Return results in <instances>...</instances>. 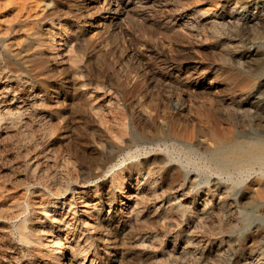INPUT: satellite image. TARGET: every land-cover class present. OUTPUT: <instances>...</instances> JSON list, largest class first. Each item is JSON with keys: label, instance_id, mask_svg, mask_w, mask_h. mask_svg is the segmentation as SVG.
<instances>
[{"label": "rangeland", "instance_id": "obj_1", "mask_svg": "<svg viewBox=\"0 0 264 264\" xmlns=\"http://www.w3.org/2000/svg\"><path fill=\"white\" fill-rule=\"evenodd\" d=\"M231 1L0 0V264H264V179L185 162L264 139L252 108L231 135L198 117L225 126L252 100L264 114V37L211 27L224 6L258 24L264 0ZM180 124L207 133L188 141ZM20 221L36 243L19 239Z\"/></svg>", "mask_w": 264, "mask_h": 264}, {"label": "bare ground", "instance_id": "obj_2", "mask_svg": "<svg viewBox=\"0 0 264 264\" xmlns=\"http://www.w3.org/2000/svg\"><path fill=\"white\" fill-rule=\"evenodd\" d=\"M21 1V0H20ZM221 1V0H220ZM231 0H226V2L227 3H229ZM250 1H252V0H233V9L234 8H237L238 6H245L246 4H248ZM232 2V1H231ZM20 4H21V2H20ZM221 4H223V3H221ZM23 5H24V3H23ZM25 5H26V3H25ZM216 5V4H215ZM27 6V5H26ZM29 6V5H28ZM22 7H24L25 8V6H22ZM217 7H219V6H217ZM223 7V6H222ZM232 9V8H231ZM231 9H225V6H224V12H222V13H219L218 14V20L217 19H213L212 20V28H213V31H214V33L216 34H219V35H221L222 33L224 34V31H225V29L226 28H231L230 30L232 31V32H238V34H240V33H242V34H245L246 33V31L247 32H251V31H253L254 32V35L252 36L253 38H255V37H259V39H261L260 37H264V24H263V19L262 18H259V16L257 17H255L256 19H257V22H258V24H252V25H249V23L247 22V21H243V22H241L239 19H237V20H232V18H230V17H228V16H226V13H227V15L228 14H232L233 13V11L234 10H231ZM214 12L216 11H218V9L217 10H213ZM253 23V22H252ZM257 25H260V26H258V28H257ZM230 30H229V32H230ZM213 33V34H214ZM212 33H211V35H213ZM247 34V33H246ZM210 36V35H209ZM232 36V35H231ZM213 37H216V36H214L213 35ZM220 37V36H219ZM237 37H238V35H237ZM245 37V36H244ZM216 38H218V37H216ZM222 38V37H221ZM245 38H247V37H245ZM244 38V39H245ZM237 39V38H236ZM263 39V38H262ZM242 41V40H241ZM240 42V41H239ZM264 42V41H263ZM235 44V43H234ZM237 44V43H236ZM239 44V43H238ZM262 46V45H261ZM235 48H236V46H234ZM263 49V48H262ZM219 54V53H218ZM220 54H221V52H220ZM238 54H236V53H232V56L230 57V60H232V61H236V56H237ZM227 55H220V57H222L223 59H226L227 60V57H226ZM239 56V55H238ZM229 57V56H228ZM263 57V56H262ZM232 58V59H231ZM257 59H259V57L257 56V58H256V60ZM263 60H264V58H263ZM224 64H226V63H224ZM239 69V68H238ZM262 69V68H261ZM263 70V69H262ZM236 73V72H235ZM251 77H256L255 76V73H254V76H251ZM247 82V81H246ZM248 85H249V83L248 84H242V85H240V90L241 91H246V89L247 88H250V87H248ZM250 85H251V83H250ZM251 92H253L252 90L251 91H248V94H251ZM172 94V93H171ZM246 95H247V93H245ZM169 97V96H168ZM171 98V97H170ZM176 98V97H175ZM233 98V97H232ZM176 99H178V98H176ZM169 100V99H168ZM232 100V99H231ZM221 101V100H220ZM235 101V100H234ZM246 101V100H245ZM253 101V100H252ZM252 101H246L245 103H242V104H240V105H238V104H234V109H233V116H230L229 117V119L227 118L226 119V125L225 126H222L221 124H220V119L218 118V116H216L214 113H212L213 111L211 110V111H209L208 113H206V114H201V115H199L198 117L201 119V121H204L205 123H206V125H207V127L208 128H210V130H208V131H210V132H212V133H215V134H218V135H231V134H234L235 133V131H236V128H237V125H239V123H241V122H239V121H241L243 118H241L240 116H244V118H251V119H248L249 121L251 120L252 121V117L250 116V114H251V112H249V110H250V108H252L253 110H254V116H253V118L256 116V117H258L259 115H262V117H264V114H262V112H261V110H260V107H259V105H256L254 102H252ZM258 101V100H257ZM178 102V101H177ZM238 102V101H237ZM256 102V101H255ZM168 103H169V101H168ZM173 103H175V102H173ZM172 103V104H173ZM215 103V102H214ZM218 103V102H217ZM220 103V102H219ZM258 103V102H257ZM176 104V103H175ZM178 104V103H177ZM180 104V103H179ZM183 104V103H182ZM181 105V104H180ZM157 106V105H156ZM175 106V105H174ZM212 106V105H211ZM229 106V105H228ZM233 106V105H232ZM179 107V106H178ZM156 108V107H155ZM158 108V107H157ZM182 109V108H181ZM185 109V108H184ZM222 109V108H221ZM229 109V108H228ZM154 110V109H153ZM259 110H260V112H261V114H260V112H259ZM208 111V110H207ZM253 113V112H252ZM151 114H152V112H151ZM150 114V115H151ZM155 114H156V112H155ZM154 114V115H155ZM161 114V113H160ZM165 114V113H164ZM239 114H241V115H239ZM169 115L170 114H168L167 116L169 117ZM193 115V114H192ZM157 116V115H156ZM164 116V115H163ZM163 116H161V117H163ZM166 116V115H165ZM166 116V117H167ZM160 117V116H159ZM220 117V116H219ZM261 117V118H262ZM151 118H152V116H151ZM165 118V117H164ZM197 118V117H196ZM224 118V117H223ZM161 119V118H160ZM177 119V118H176ZM258 119H259V117H258ZM151 120V119H150ZM156 120V119H155ZM224 120V119H223ZM153 121V120H152ZM246 121H247V119H246ZM254 121V120H253ZM262 121V120H261ZM264 121V120H263ZM151 122V121H150ZM155 122V121H154ZM153 122V123H154ZM166 122V121H165ZM224 122V121H223ZM244 122V121H243ZM148 123H149V121H148ZM163 123V122H162ZM172 123V122H171ZM179 123V122H178ZM250 123V122H249ZM264 123V122H263ZM262 123V124H263ZM146 124V123H145ZM150 124V123H149ZM166 124V123H165ZM152 125V124H151ZM173 125V124H172ZM145 126V125H144ZM144 126H143V128H144ZM203 126H205V125H203ZM245 126V125H244ZM260 126V125H259ZM146 127V126H145ZM206 127V128H207ZM240 127V126H239ZM257 127V126H256ZM153 128H150V130H152ZM238 130V129H237ZM147 131V130H146ZM149 131V130H148ZM153 132H155L154 131V129H153ZM157 132V131H156ZM171 132V131H170ZM172 132L175 134V135H181V136H183V135H190V140L188 139V141H192V139L194 140V136L195 135H199L200 133L201 134H205V133H207V131H205L204 129H201V128H199V127H196V126H194L192 129H190L189 130V128H188V126L185 124H180L179 126L177 125L176 127H172ZM247 132V131H246ZM255 132V131H254ZM134 133V132H133ZM136 133V132H135ZM141 133V132H140ZM145 133V132H144ZM164 133V132H163ZM243 133V132H242ZM143 134V133H142ZM155 134V133H154ZM153 134V135H154ZM161 134H162V132H161ZM132 135V134H131ZM138 135V134H137ZM146 135V134H145ZM150 135H151V132H150ZM167 135V134H166ZM210 135H211V133H210ZM238 135H240V134H238ZM238 135H236V136H238ZM242 135V134H241ZM155 136V135H154ZM159 136V135H158ZM133 137V136H132ZM143 137V136H142ZM150 137V136H149ZM160 137V136H159ZM172 137V136H171ZM174 137V136H173ZM196 137V136H195ZM211 137V136H210ZM217 137V136H216ZM233 137V136H232ZM145 138V137H144ZM148 138V137H147ZM164 138H165V136H164ZM163 138V139H164ZM187 138V137H186ZM200 138V137H199ZM218 138V137H217ZM219 138H220V136H219ZM238 138V137H237ZM249 138V137H248ZM170 139V138H169ZM168 139V140H169ZM201 139H202V137H201ZM200 139V140H201ZM211 139H212V137H211ZM223 139V138H222ZM226 139V138H225ZM239 139V138H238ZM130 140V139H129ZM135 140H136V138H135ZM145 140V139H144ZM164 140H166V139H164ZM218 140V139H217ZM125 141V140H124ZM163 141V140H162ZM161 141V142H162ZM170 141V140H169ZM174 141V140H173ZM187 141V142H188ZM208 141H210V140H208ZM215 141V140H214ZM224 141V140H223ZM127 142V141H126ZM159 142V141H158ZM177 142V141H176ZM196 142V141H195ZM202 142V141H201ZM221 142V141H220ZM234 142H235V140H234ZM123 143V142H122ZM129 143V142H128ZM203 143V142H202ZM213 142L211 141V144H212ZM228 143V142H227ZM134 144V143H133ZM205 144V143H204ZM219 144V143H218ZM221 144V143H220ZM219 144V145H220ZM247 144V145H246ZM163 145V144H162ZM165 145V144H164ZM191 145V144H190ZM198 145H199V143H198ZM227 145V144H226ZM121 146V145H120ZM134 146V145H133ZM181 146H182V144H181ZM188 146V145H187ZM213 146V145H212ZM225 146V145H224ZM132 147V146H131ZM143 147V146H142ZM161 147V146H160ZM164 147V146H163ZM171 148L173 147V146H170ZM189 147V146H188ZM120 148H122V147H120ZM125 148V147H124ZM189 148H191V147H189ZM197 148H198V146H197ZM206 148H207V146H206ZM215 147H213V149H212V151H209V152H207V153H205V152H198V151H196V150H194V149H190V151H191V153H192V156L190 155L189 156V158L188 159H186V161H185V159H183L185 162H187V165H189V166H192L195 170H197L198 172H201L202 174L203 173H207V172H209L210 174L211 173H213V172H217V173H219V174H221L222 175V177L224 176V177H226V179L228 178V179H234V175H238L239 177H240V180L242 181V180H244V179H246L250 174H252V172H254V173H256V177H254V180L255 179H259V178H263L264 179V139H260V138H249V139H247V140H241V141H236L235 143H234V145L231 147V148H229V149H221L220 147H217V148H215ZM224 148H226V147H224ZM179 149V148H178ZM181 149V148H180ZM179 149V150H180ZM186 149V148H185ZM202 149V148H201ZM163 150H164V148H163ZM174 150V149H173ZM176 150V149H175ZM206 150H208V149H206ZM116 151V150H115ZM125 151V150H124ZM127 151V150H126ZM169 151V150H168ZM171 151V150H170ZM182 151V150H181ZM205 151V150H204ZM120 152H121V150H120ZM185 152H186V150H185ZM116 153H117V151H116ZM121 153H123V152H121ZM128 154L130 153L129 151L127 152ZM200 153H202L203 154V156L200 154ZM118 154H119V152H118ZM174 154V153H173ZM181 154V153H180ZM179 154V155H180ZM186 154V153H185ZM120 155V154H119ZM122 155V154H121ZM120 155V156H121ZM137 155V154H136ZM136 155H132V154H130L129 155V158L130 157H133V156H136ZM168 155H169V153H168ZM175 155V154H174ZM189 155V154H188ZM108 156V155H107ZM157 156V155H156ZM155 156V157H156ZM122 157V156H121ZM168 157V156H167ZM176 157V156H175ZM180 157V156H179ZM182 157V156H181ZM186 157V156H185ZM76 158V157H75ZM116 158V157H115ZM159 158V157H158ZM84 159V158H83ZM126 159V157L123 155V159L122 158H120V161L119 162H124V160ZM150 160H152V159H150ZM174 160V159H173ZM244 160H246V161H248V163H246V161H244ZM170 161V160H169ZM181 161V160H180ZM154 162V161H153ZM105 163V162H104ZM103 163V164H104ZM117 163V162H116ZM248 164V165H247ZM255 164L257 165V168H255L254 166H255ZM111 165V164H110ZM114 165V164H113ZM250 165V166H249ZM122 166V165H121ZM171 167V166H170ZM113 168V167H112ZM111 168V169H112ZM173 168V167H172ZM188 169V168H187ZM192 169V168H191ZM100 170V169H99ZM108 171V170H107ZM122 171V170H121ZM120 171V172H121ZM179 171H181L180 169H179ZM178 172V171H177ZM104 173V172H103ZM116 173V172H115ZM185 173V172H184ZM187 173V172H186ZM190 173V172H189ZM121 174V173H120ZM201 174V175H202ZM214 174V173H213ZM212 174V175H213ZM116 175V174H115ZM182 175V174H181ZM181 175H179V176H181ZM90 176H91V174H90ZM183 176V175H182ZM217 176V175H216ZM116 177V176H115ZM196 177V176H195ZM194 177V178H195ZM206 177V176H205ZM237 177V176H236ZM118 178V177H117ZM172 179V178H171ZM190 179H191V177H190ZM200 179V178H199ZM204 179V178H203ZM225 179V178H224ZM60 180V179H59ZM178 180V179H177ZM197 180V179H196ZM212 180H214V179H212ZM240 180H238V181H240ZM115 181V180H114ZM116 181H117V179H116ZM226 181V180H225ZM237 181V182H238ZM113 182V181H112ZM192 182V181H191ZM190 182V183H191ZM205 182V181H204ZM262 182V181H261ZM115 183V182H114ZM197 183H199V182H197ZM228 183V182H227ZM230 183V182H229ZM259 183V182H258ZM118 184V183H117ZM173 184V183H172ZM192 184V183H191ZM195 184V183H194ZM215 184H216V182H215ZM219 184V183H218ZM260 184V183H259ZM262 184H264V183H262ZM190 185V184H189ZM220 185V184H219ZM257 185V184H256ZM69 187V186H68ZM190 188H191V186H189ZM199 188V187H198ZM197 188V189H198ZM206 189V188H205ZM212 189V188H211ZM256 189H258V188H256ZM199 190V189H198ZM210 190V189H209ZM208 190V191H209ZM211 191V190H210ZM263 192V191H262ZM231 193V192H230ZM258 193H261V190H260V192H258ZM263 195H264V193H263ZM4 196V195H3ZM258 196V195H257ZM43 197V196H42ZM261 197V196H260ZM2 198V197H1ZM4 199H5V197H3ZM21 199V198H20ZM42 200V199H41ZM2 201V200H1ZM23 201V200H22ZM14 202V201H13ZM18 202L20 203V201L18 200ZM3 203V202H2ZM8 203V202H7ZM15 203V202H14ZM37 203H39L38 201H37ZM41 203V202H40ZM44 203V202H43ZM42 203V204H43ZM2 205H4V204H2ZM37 205V204H36ZM41 205V204H40ZM39 205V206H40ZM7 205L5 204V207H6ZM18 206V205H17ZM16 206V207H17ZM38 206V207H39ZM46 207V206H45ZM22 209V208H21ZM36 209H37V207H36ZM42 210H44V209H42ZM17 211V210H16ZM21 212H22V210H20ZM41 211V210H40ZM10 213V212H9ZM25 213V212H24ZM23 213V214H24ZM251 213V212H250ZM22 214V213H21ZM241 214H243V213H241ZM3 216V215H2ZM230 216V215H229ZM4 217V216H3ZM21 217V216H20ZM243 217H244V215H243ZM248 217V216H247ZM246 217V218H247ZM22 218V217H21ZM27 218V217H26ZM2 219V218H1ZM14 219V218H13ZM19 219V218H18ZM23 219V218H22ZM17 220V219H16ZM28 220V219H27ZM34 220V219H33ZM5 221V220H4ZM23 221V220H22ZM22 221H20L16 226H15V229L17 230V232H18V235H19V239L22 241V243H24V244H28V243H36L33 239H31V237L29 236V234H30V232L28 233L27 232V228H26V226H25V223L24 222H22ZM28 221H30V220H28ZM243 221H244V219H243ZM248 221V220H247ZM11 222V221H10ZM17 222V221H16ZM9 223V222H8ZM13 223V222H12ZM2 224V223H1ZM0 224V225H1ZM7 224V223H6ZM3 227V226H2ZM1 227V228H2ZM5 227V226H4ZM36 228V227H35ZM2 230H3V228H2ZM5 230H7V228L5 229ZM10 230V229H9ZM1 231V230H0ZM173 232V231H172ZM32 233V232H31ZM35 235V234H34ZM33 236V235H32ZM37 236V235H36ZM40 240H38V242H39ZM40 245V244H39ZM31 246V245H30ZM46 246V245H45ZM22 247V246H21ZM13 248V247H12ZM16 249H18L17 247H15ZM27 248V247H26ZM32 248V247H31ZM38 248V247H37ZM51 249H50V253H49V255L50 256H54L55 254L57 255V257L58 258H52L51 257V259L53 260V261H57L58 259H60V258H63V252H64V243L62 242V239L60 238V237H57L55 240H54V242H53V245H52V247H50ZM15 249V250H16ZM21 250H24V249H21ZM27 250V249H26ZM30 250V249H29ZM32 250V249H31ZM38 250H39V248H38ZM4 251V250H3ZM12 252V251H11ZM28 252V251H27ZM31 252V251H30ZM33 252V251H32ZM38 252V251H37ZM18 253V252H17ZM9 254H11V253H9ZM21 254V253H20ZM38 254V253H37ZM42 254H44V253H42ZM41 254V252L39 253V255H42ZM7 255V254H6ZM18 255V254H17ZM25 255V254H24ZM12 256V255H11ZM14 256V255H13ZM32 255H30V257H31ZM9 257V256H8ZM16 257V256H15ZM23 257V256H22ZM25 257V256H24ZM43 257V256H42ZM41 257V258H42ZM19 258V257H18ZM18 258H16V260L18 259ZM26 258V257H25ZM32 258H36L35 257V255L32 257ZM20 260V259H19ZM18 260V261H19ZM40 260V259H39ZM3 262V261H2ZM1 262V263H2ZM20 263H22L21 261H20ZM26 263V262H25ZM25 263H22V264H25ZM29 263V262H28ZM3 264V263H2ZM6 264V263H5ZM18 264V263H17ZM40 264V263H39Z\"/></svg>", "mask_w": 264, "mask_h": 264}]
</instances>
